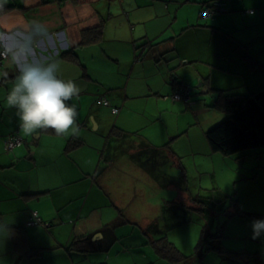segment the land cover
<instances>
[{
    "label": "crops",
    "instance_id": "1",
    "mask_svg": "<svg viewBox=\"0 0 264 264\" xmlns=\"http://www.w3.org/2000/svg\"><path fill=\"white\" fill-rule=\"evenodd\" d=\"M214 1L4 0L10 8H0V56L8 37L39 20L51 39L36 46L35 57L57 61L60 78L80 88L67 102L76 106L78 135H24L16 110L6 106L18 75L11 53L0 67V256L9 255L8 264H264V234L254 240L251 228L264 220V180L244 198L202 209L203 245L183 248L173 234L189 222L178 211L194 194L180 190L178 177L156 174L167 161L179 168L182 152L194 150L189 139L182 151L174 147L189 128L177 118L160 120L163 138L142 134L149 117L179 116L182 102L194 105V85L215 100L221 92L264 94V0H222L229 10L205 18ZM191 6L194 17L181 15ZM185 86L190 98L174 100ZM15 135L23 142L8 149ZM116 168L152 173L161 189L180 190L177 201H147L152 207L141 215L140 201H120L125 186L112 176ZM33 212L41 222L29 226ZM80 238H88L82 250L72 248ZM203 239L245 255L221 253Z\"/></svg>",
    "mask_w": 264,
    "mask_h": 264
},
{
    "label": "rangeland",
    "instance_id": "2",
    "mask_svg": "<svg viewBox=\"0 0 264 264\" xmlns=\"http://www.w3.org/2000/svg\"><path fill=\"white\" fill-rule=\"evenodd\" d=\"M196 11L197 8L191 6L189 10H183L181 15L183 13L185 16L194 17ZM217 14L223 13L217 12ZM193 89L194 93L192 97L196 102L194 105L188 106L182 102L183 105L181 104L182 107L179 109V116L166 112L163 119L158 117L156 120L149 117L151 123L142 133L149 138L155 137L161 139L164 136V132L161 133L160 129L164 127L159 126V123L162 122L160 120L164 122H168L169 120L171 124L176 118L179 120L180 127L186 126V128H189L188 134L174 144V147H178L182 151L181 146L186 145L188 139L194 142L193 151L182 152L184 155H181L179 161H181L183 166L180 165L179 168L172 167L167 161L162 167H159L160 170H158V173L156 172V175L159 176L158 178L167 179L178 177L180 180L178 183L180 190H187L194 194L190 199L192 204L187 206L184 204V208H179L178 211L179 220L185 221L187 219L189 222L180 225L178 233L175 232L176 234H173L174 240H177L181 247H190V249L197 247L202 230L207 224L202 209H214L216 206H210V204L224 199L229 201L228 204H230L232 203V198H244L246 193H249L256 187V184L259 185L264 180V166L263 168L259 167L261 163L264 165L263 148H249L231 156L220 152H211L210 156L205 155L208 145L206 131L225 119L227 114L210 106L212 101L215 100L210 94H202V90H199L196 85H194ZM91 123L92 128L95 129V122L92 117ZM123 161L125 160L123 159ZM149 164L151 166L150 161ZM258 170L260 172L258 175H255V172H258ZM112 176L116 182L123 183L124 181L123 184L126 187L123 189L120 201H123V199H127V201H140L141 205H137L136 207L137 209L143 208L144 212H141V215L152 207L150 202L147 201L156 204L155 202L160 203L163 200V205L166 204L167 200L177 201L175 199L178 198L180 190L165 187L161 189L156 183L157 181L153 179L155 176L152 173L146 176L137 174L133 170L131 173L122 174L119 168H116ZM164 183H168V181L165 179ZM125 194L126 198L123 197ZM194 197L196 200H194ZM167 213V215L170 214V212ZM141 215L139 214L135 217L140 218ZM131 227L133 226L131 225ZM136 229L139 230L138 228ZM8 257L9 255L5 257L0 256V264H8ZM13 264H17V261Z\"/></svg>",
    "mask_w": 264,
    "mask_h": 264
},
{
    "label": "clouds",
    "instance_id": "3",
    "mask_svg": "<svg viewBox=\"0 0 264 264\" xmlns=\"http://www.w3.org/2000/svg\"><path fill=\"white\" fill-rule=\"evenodd\" d=\"M3 4L4 0H0V8ZM7 39L5 52L11 53L18 75L7 95L6 106L16 110L20 132L30 136L38 130L51 129L57 136L78 135L76 106L67 102L78 97L80 88L72 80L60 78L57 61L34 55L38 44L51 39L47 26L33 19L27 29ZM4 40L0 34V42ZM251 228L252 239L259 238L264 234V220L252 221Z\"/></svg>",
    "mask_w": 264,
    "mask_h": 264
},
{
    "label": "trees",
    "instance_id": "4",
    "mask_svg": "<svg viewBox=\"0 0 264 264\" xmlns=\"http://www.w3.org/2000/svg\"><path fill=\"white\" fill-rule=\"evenodd\" d=\"M71 1L77 2V0ZM3 8L8 9L10 7ZM69 53L70 51H66L64 54ZM212 106L227 114L225 119L216 123L206 132V137L214 152L231 156L249 148L264 149V94L249 95L221 92ZM164 240L168 243L166 237ZM83 241L88 242V238L75 239L71 247L80 249L79 247L84 243ZM203 241H206L205 243L210 248L219 250L221 253L230 252L236 256L244 254L241 251H229L224 246H214L206 239H203ZM17 245H21V242ZM202 245V240H200L197 247ZM170 246L174 247L172 244ZM177 252L179 251L177 250ZM182 257L183 255L180 253L179 259L182 260Z\"/></svg>",
    "mask_w": 264,
    "mask_h": 264
},
{
    "label": "built area",
    "instance_id": "5",
    "mask_svg": "<svg viewBox=\"0 0 264 264\" xmlns=\"http://www.w3.org/2000/svg\"><path fill=\"white\" fill-rule=\"evenodd\" d=\"M228 11V8H227V5L224 1L222 0H217V1H214L213 3H211L210 6L206 7L203 9L202 11V15L205 17V18H208V17H211L215 14H217V12H227ZM9 58V53L8 52H5L2 51L1 52V56H0V67L2 66L3 64V60H6ZM180 98H185L186 100H188L190 98V88L189 87H183L181 90H179L177 93H175L173 95V99L174 100H178ZM104 103L107 105L109 104L107 100L104 101ZM115 111L117 112L118 110L115 109ZM23 142V139L22 137H20L19 135H15L13 137H9L6 141L7 143V148L8 149H13L19 145H21ZM41 222V218L38 216V213L37 212H33V217L28 221V225L29 226H34V225H37Z\"/></svg>",
    "mask_w": 264,
    "mask_h": 264
},
{
    "label": "water",
    "instance_id": "6",
    "mask_svg": "<svg viewBox=\"0 0 264 264\" xmlns=\"http://www.w3.org/2000/svg\"><path fill=\"white\" fill-rule=\"evenodd\" d=\"M201 86H202V84H201V83H199L198 87H201Z\"/></svg>",
    "mask_w": 264,
    "mask_h": 264
}]
</instances>
